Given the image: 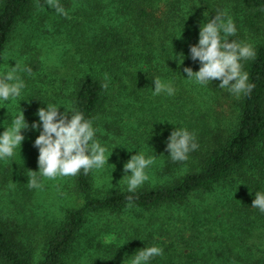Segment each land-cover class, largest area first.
Returning a JSON list of instances; mask_svg holds the SVG:
<instances>
[{
  "label": "trees",
  "instance_id": "trees-1",
  "mask_svg": "<svg viewBox=\"0 0 264 264\" xmlns=\"http://www.w3.org/2000/svg\"><path fill=\"white\" fill-rule=\"evenodd\" d=\"M59 3L69 16L56 13L52 31L45 29L70 45L63 50L60 65L48 66L43 45L36 51L24 40L27 54L20 67L31 72H21L25 87L13 106L25 113L28 139L19 146L25 156L16 151L0 161V264H73L79 253L77 241L88 222L130 209L139 210L133 215L140 220L122 232L126 244L102 245L89 238V244L100 249L88 257L91 263L131 264L137 251L157 246L163 255L149 264H208L210 256L195 251L194 241L213 223L221 230L225 227L218 218L212 219V209L202 206L206 192L223 181L232 183L235 175L244 177L247 191L240 198L246 204L240 220L252 211L247 205L255 199V191L264 192V0ZM37 9L33 0H0V66L18 24L28 22L44 31L49 9ZM217 12L231 17L237 28L230 42L246 43L255 52L254 59L242 61L255 87L239 99L219 88L222 81L201 86L183 71L185 67L199 71L202 66L191 59L190 50L199 44L201 24ZM154 77L171 84L175 94L153 95ZM106 82L107 90L102 87ZM48 104L60 107L61 114L66 108L83 113L96 130L94 139L122 161L142 152L161 156L157 173L162 181L145 182L129 192L127 186L104 185L111 183L105 167L87 175L81 169L78 175L68 176L67 191L61 194L68 198L62 199L59 215L42 214L35 204L39 188H30L28 181L31 171H39V149L34 145L43 125L39 130L31 125L40 120L38 109ZM22 111L7 115V122ZM176 128L195 133L199 145L186 161L174 162L166 151ZM36 176L41 184L43 177ZM98 177L103 187L95 184ZM104 229L105 225L97 227L98 232ZM232 238L238 245L237 236ZM238 246L246 251L233 252L229 245V252H222L227 260L264 264V250L255 257L247 247Z\"/></svg>",
  "mask_w": 264,
  "mask_h": 264
},
{
  "label": "clouds",
  "instance_id": "clouds-1",
  "mask_svg": "<svg viewBox=\"0 0 264 264\" xmlns=\"http://www.w3.org/2000/svg\"><path fill=\"white\" fill-rule=\"evenodd\" d=\"M45 3L57 14L68 17L59 0H45ZM204 16H208L206 12ZM236 34L237 28L232 18H225L224 13L217 12L214 19L202 23L199 44L192 46L190 50L191 59L199 60L202 66L199 71L185 67L183 71L187 74V78L201 86L220 80L222 82L219 88L227 90L237 99L242 95H250L255 85L249 83V75L243 70L242 61L254 59L255 52L246 43L234 39L230 42V37ZM21 70L31 72L30 68L21 69L17 64L10 70L0 73V100H14L21 95L25 87L24 82L17 75ZM105 79L107 80V77ZM154 85L153 95L175 94L171 84L162 82L159 77H154ZM102 87L107 90L108 83H104ZM59 109L60 107L53 104L39 108L36 114L40 120L31 125L32 129L39 130L42 122L43 131L35 140L34 146L39 149V171H31L32 176L28 181L30 188L41 187L36 173L45 178L55 179L58 176H76L83 169L84 174L87 175L93 169L103 168L109 161L105 156L106 148L94 139L96 130L92 126V121L85 119L81 112L66 108L67 110L61 114ZM22 129H29L23 111L13 118L12 126L6 128L0 135V159L14 156V150L25 140V136L21 134ZM198 147L195 133L184 128H176L168 137L166 151L170 152L172 161L180 162L188 160V154ZM154 163V156L146 158L142 153L131 156L124 165L125 175L122 179L126 182L129 192H135L149 179L146 169ZM251 207L264 213V192H255ZM162 255L163 249L160 247L147 246L132 256L131 264H149L151 259Z\"/></svg>",
  "mask_w": 264,
  "mask_h": 264
},
{
  "label": "rangeland",
  "instance_id": "rangeland-1",
  "mask_svg": "<svg viewBox=\"0 0 264 264\" xmlns=\"http://www.w3.org/2000/svg\"><path fill=\"white\" fill-rule=\"evenodd\" d=\"M33 4L35 8H38L37 11H39L41 7L46 11L49 9V15L45 20L46 27H44V31H40L33 29L32 25H29L28 22L18 24L5 50L3 61L0 66V73L10 70V68L17 64L21 65L23 56L27 50L26 46H24V40H27L36 51L40 48L38 45H43L41 48L44 49L43 53L46 56L45 63L48 64V66L53 64L60 65L59 62L61 63V59L64 56H62L63 50L70 47L62 38L57 37L55 33L51 32V26H54L53 23L57 16L56 12L48 7L45 0H33ZM30 20L29 18L27 21L30 22ZM47 27L50 28L51 31H46L45 28ZM21 72L22 70L18 71L17 75L20 76L22 74ZM13 105L17 106L15 99H10L9 101L0 100V109L3 110L2 117H0V135L3 134L6 128L12 126L13 121L10 123L7 122V115L11 113L14 114L19 109L22 111L21 108H16ZM27 130L28 129H22L21 134L25 136L23 142H26L28 139ZM31 140L32 137L28 141L30 142ZM16 151H20L23 156L26 154L19 149V146L14 150V152ZM144 155L146 158L149 156L155 157V163L146 169V173L149 176L146 182L153 183L162 181L163 177L157 173V167L160 165L161 156L155 155V153L151 154V152L145 153ZM105 156L109 158L108 163L104 167L109 172V180L111 183H105L104 185L110 186L113 183V185L127 186L126 182L122 181L125 175L124 165L126 162L122 161L120 157H116L109 150L105 152ZM7 159L8 158L0 159V161H5ZM95 170L96 174L100 171V169ZM67 181L68 176H58L55 179L43 177L41 187L38 189V196L35 204L42 214H48V218H51L53 215L58 216L62 199L64 197L68 198L67 195H61L67 191ZM231 182L232 183L223 181L216 184L210 191L206 192L205 198L201 200L204 208L213 210L212 213L214 215H211L212 219L215 220L218 218L217 221L221 220L223 222V227H225L224 230H221L219 224L213 223L210 230L204 229L194 241L195 251L199 250L200 252H206L207 255L210 256L211 262L209 261L208 264H233L227 260L222 253L229 252V245H232L233 252H245L246 250L244 247L238 246L242 244L252 253L254 252L253 254L255 257L261 255L264 250V213H261L259 210L254 212V208L251 207L252 204H250L247 206H250L252 211L246 219L240 220V214L245 213L242 211V204H246L245 200H241L240 197L244 196H241L240 193H246L247 189L245 185H247V183L244 177L238 175H235L234 178L231 179ZM95 184L98 186L102 185V177H98V179L95 180ZM104 185H102V187ZM239 187L241 189H238ZM257 191L258 190L255 192ZM135 212H139V210L130 209L119 213L118 216L108 215V218H106L107 216H102L103 218L99 220L93 218V220L88 222L81 231V235L77 241V250L79 253L74 258L73 264H103L99 261L97 263H91L88 260L91 254L95 255L96 252H100L99 248L93 247V243L89 244V238L95 237V240H100L102 245H110L112 243H116L120 246L125 245L126 239L122 238V232L140 220V217L136 218L133 215ZM103 225H105L106 229L98 232L97 227ZM204 228H206V226H204ZM187 229L186 233L189 232V228ZM243 229H248V231H243ZM221 234L224 235L225 238L223 236L220 237ZM233 235L237 236L238 240L236 241L239 243L238 245H233L234 243L231 241ZM241 237H243V239H241ZM187 249L188 248L185 247L183 252H187Z\"/></svg>",
  "mask_w": 264,
  "mask_h": 264
}]
</instances>
